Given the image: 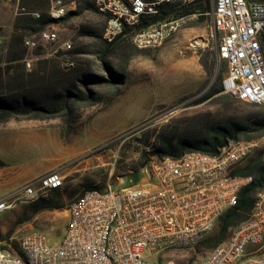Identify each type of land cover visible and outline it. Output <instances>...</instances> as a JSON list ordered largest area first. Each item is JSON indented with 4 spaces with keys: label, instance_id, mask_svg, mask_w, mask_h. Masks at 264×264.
Listing matches in <instances>:
<instances>
[{
    "label": "built area",
    "instance_id": "obj_1",
    "mask_svg": "<svg viewBox=\"0 0 264 264\" xmlns=\"http://www.w3.org/2000/svg\"><path fill=\"white\" fill-rule=\"evenodd\" d=\"M4 1L17 14L41 18L39 10L22 7L21 0ZM91 1L109 16L103 35L108 43L129 36L140 49H156L167 28L210 16L219 34L217 59L226 64L222 88L235 87L247 98L264 100V0H205L207 12L198 9L184 15L178 11L201 0ZM71 3L51 0L48 16L59 21L62 5ZM165 12L170 14L163 16ZM4 42L0 33V46ZM59 42L53 29L50 34L40 30L26 36L24 46L34 51ZM61 47L63 51L48 56H57L63 70L75 68L76 61L68 54L71 41H63ZM33 54L22 60L29 71L39 58ZM260 148L264 157V139L247 142L222 162L188 159L173 164V157L164 156L142 169L132 184L90 187L68 205L69 221L60 242L51 244L41 230L28 232L18 240V251L0 245V264H13L12 256H21L22 264H160L151 258L153 254L195 247L238 204L241 190L253 176L236 171ZM117 161L114 155L112 165ZM64 185L65 176L57 169L29 179L0 197V216ZM97 193H104V200H97ZM200 264H264V193L255 195L248 217L231 227L228 237Z\"/></svg>",
    "mask_w": 264,
    "mask_h": 264
},
{
    "label": "rangeland",
    "instance_id": "obj_2",
    "mask_svg": "<svg viewBox=\"0 0 264 264\" xmlns=\"http://www.w3.org/2000/svg\"><path fill=\"white\" fill-rule=\"evenodd\" d=\"M33 1L24 0L30 9ZM98 13L86 10L68 21L61 20L46 28L56 31L60 42L41 46L43 56L35 62L53 59L48 54L63 51L62 42L69 40L72 43L69 56L75 59L77 66L71 70L61 69L59 79L55 80L58 83L51 90L38 88L27 98L42 102L48 96L64 97L68 90L83 95L88 87L98 102L79 106L78 118L71 125L62 116H57L39 122L38 131L27 124L22 126L24 129L17 127L8 131L0 139V159L9 163V167H3L5 170L0 169L3 170L0 176H10L6 178L8 181H0V197L35 173L45 174L57 169L65 176V185L59 192L49 191L44 195L60 207L36 212L35 202L23 203L0 216V245H10L18 251L20 237L34 230L44 231L51 244L60 242L69 221L67 208L70 202L90 187L102 188L111 183L114 188H120L132 184L137 173L152 161L164 157L155 155L153 149L159 133L174 120L184 123L182 130H198L203 125L231 117L249 119L250 127H256L253 119L261 107L237 102L225 93H216L198 102L220 88L217 75L226 70V64L217 59L219 38L210 16L189 21L172 39L156 49H140L126 39L101 59L106 51L105 43L92 35L95 31L99 33L105 25L104 16ZM17 17L15 7L0 0V33L5 36V42L0 46L1 67L7 64L14 35L20 33L15 29ZM32 34L27 32L25 35ZM34 51L26 48L24 57L32 56ZM96 80L100 81L95 83ZM15 100L22 98L12 96L10 101ZM56 125H59L57 129ZM255 129L252 135L256 136ZM247 137L239 139L244 141L249 139ZM60 138L64 141L62 147L58 143ZM82 150L86 151L76 154ZM261 151L260 148L253 153L238 169ZM114 155L118 156L115 166L112 165ZM11 182L15 187H9ZM219 230L220 221L208 236ZM213 248L202 244L150 256L160 264H200Z\"/></svg>",
    "mask_w": 264,
    "mask_h": 264
},
{
    "label": "trees",
    "instance_id": "obj_3",
    "mask_svg": "<svg viewBox=\"0 0 264 264\" xmlns=\"http://www.w3.org/2000/svg\"><path fill=\"white\" fill-rule=\"evenodd\" d=\"M37 1L38 0L33 1L34 5L31 9L26 6V2H24V0L20 1V5L22 7H26L29 10H39L42 15L41 18L36 19L27 14H18L15 29L17 31H20V33L14 35L13 37L7 64L5 65V67L0 66V122H5L10 119L45 120L55 118L57 116H62L64 118V121L68 125H71V122L75 121L78 118L77 110L79 106H85L89 104L94 105L98 102V99L93 98V93L90 92L88 87L83 95L68 90L64 97L61 95L48 96L42 102H34L33 100L31 101L27 98L28 94H31L38 88L51 90V87L54 84L58 83L55 81L60 77L58 73L63 70L60 66V62L57 56H53V59H38V61L35 62L33 69L30 71L26 69L24 63L22 62L26 53V47L24 46V39L26 37L25 34L27 32H38L40 30L46 29L50 24L58 22L52 20L47 14V10L50 7L51 0H45L42 2ZM69 1H76L77 9L69 11V13L59 21H68L72 17L79 15L86 10L94 11L97 13L99 12L95 8L91 0ZM198 9H200L201 12L208 11L209 7L205 3V0H201L195 4L183 7L180 11H178V14H190L196 12V10ZM169 14V12H165L163 16H167ZM205 16L206 15H201L200 19L203 20ZM104 18L106 25L108 18H106L105 16ZM105 25L99 33H97L96 31L92 33V35L100 38V40L105 43L106 51L104 55H102L101 59H103L108 53H110V51H112V49L121 41L130 39L129 36H122L113 43L106 42L103 37ZM39 48L34 51V54L37 56H42L43 53ZM70 53L71 50L68 51V54ZM60 54L61 52L58 53V55ZM14 62L15 64H13ZM205 66V68L208 70V66ZM225 71L226 70L219 71L217 75V80L221 81L220 88L214 89L212 93L204 96L198 102L209 98L213 94L223 93L222 81ZM52 80H54V83H52ZM99 81L100 80H96L95 83ZM46 82L49 83L47 84ZM85 85L87 86V83H85ZM12 96H21L22 100H15L14 102H12L10 101ZM232 98L237 102L244 101L236 97ZM252 105L261 107V111H259L253 119V123L256 126V129H252V127H250L249 119H239L232 117L213 124L203 125L202 128L198 130H182L184 128V123L178 120H174L171 123L167 124L166 128L159 133L153 149V153L160 157L170 156L173 158L181 157L186 152H202L216 155L230 142L240 141L241 139L239 138H241L242 136H248L247 138L249 139L246 140L261 138L264 135V105ZM254 129L258 132L256 136L252 135ZM2 165L3 161L0 160V166ZM236 173L241 175L253 176L252 183L245 186L241 190L238 204L230 208L219 219V232L213 236H207L198 245L203 244L213 247L217 246L228 237L230 233V231L228 232L229 228L239 224L248 217L253 208L257 191L264 188L263 156L261 154L258 155L243 168L238 169ZM138 175L139 173H137V176ZM53 191L59 192V189ZM34 202V204L36 205V212L45 209H54L61 206H59V203H53L52 199L46 198L45 196L40 197Z\"/></svg>",
    "mask_w": 264,
    "mask_h": 264
},
{
    "label": "bare ground",
    "instance_id": "obj_4",
    "mask_svg": "<svg viewBox=\"0 0 264 264\" xmlns=\"http://www.w3.org/2000/svg\"><path fill=\"white\" fill-rule=\"evenodd\" d=\"M160 2H168V0H160ZM74 5H76L75 2L73 3V6L70 4H63L61 12H60V19L65 17L69 13V11L75 9L76 7ZM100 13L102 14V12H100ZM102 15L105 16L106 18H108L106 26L104 28V33H103V35H104L108 31L109 16L105 15V14H102ZM189 21H191V20H188V22ZM188 22L177 24L174 28H167L166 29V37L164 38V41H162V44L159 45L158 47H161L167 41L172 39L174 37V35ZM51 32H52V30H48V29L42 30V34H50ZM216 32L218 34V30H216ZM53 34H58V33L56 31H53ZM103 37H104V40L106 42H108V36H103ZM218 38H219V34H218ZM223 93L229 94V95L236 97V98H239V99H242V100H244L248 103H251V104L264 105V100H260L257 98H247L246 94H243L241 91H237V88H235V87H225V88H223ZM261 139H264V135L259 139L230 142L226 147H224L216 155H211V154L202 153V152H186L181 157L173 158V164H181V161H187L188 159H197L198 161L222 162V161H225L226 158L228 156H230L231 153H233L236 149L240 148V145L245 144V143L250 142V141H259ZM46 193L47 192H43V196ZM263 193H264V188L257 191V194H263ZM97 200H104V193H97ZM12 263L13 264H22V257L21 256H12Z\"/></svg>",
    "mask_w": 264,
    "mask_h": 264
},
{
    "label": "crops",
    "instance_id": "obj_5",
    "mask_svg": "<svg viewBox=\"0 0 264 264\" xmlns=\"http://www.w3.org/2000/svg\"><path fill=\"white\" fill-rule=\"evenodd\" d=\"M43 120H36V119H10L8 121H5V122H0V139H2L3 137H5L4 135L8 134V131H12V130H15V129H18L17 127H19V129H24L25 127H22V126H25V125H29V126H32L34 129H37L36 131H38V128H39V125L38 123L39 122H42ZM59 127V125L55 126V129H57ZM59 130V129H58ZM60 131V130H59ZM61 135V133H60ZM62 136V135H61ZM1 143L2 141L0 140V146H1ZM58 143H59V147H62V145H64V141L62 138H60V140H58ZM74 150H76V146H74ZM84 151L86 150H82V152H77L76 154H79V153H83ZM2 152V150L0 149V153ZM75 154V155H76ZM66 158V157H65ZM1 160V159H0ZM3 161V166L0 168V169H3L5 170L6 167H9V163L7 161H4V160H1ZM56 166V165H55ZM5 167V168H3ZM53 167H50L49 169H51ZM48 169V170H49ZM3 170H0V171H3ZM44 172L42 173H35V174H32L29 179H32L34 177H37V176H40L41 174H43ZM9 176V175H8ZM6 174H3L2 176H0V181H5L7 180L6 178L8 177ZM10 177V176H9ZM14 178V177H12ZM28 179V180H29ZM27 180V181H28ZM8 181V180H7ZM6 181V182H7ZM13 182L11 183H8L10 184L9 187H15V184H12ZM12 189V188H11Z\"/></svg>",
    "mask_w": 264,
    "mask_h": 264
}]
</instances>
